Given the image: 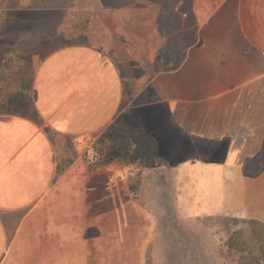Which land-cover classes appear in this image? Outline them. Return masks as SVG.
<instances>
[{
    "label": "crops",
    "instance_id": "0c3cea01",
    "mask_svg": "<svg viewBox=\"0 0 264 264\" xmlns=\"http://www.w3.org/2000/svg\"><path fill=\"white\" fill-rule=\"evenodd\" d=\"M129 1L114 10L130 13L117 27L154 30L145 57L153 61L165 44L164 5L179 13L183 0ZM187 1L192 24L180 13L178 27L194 29V39L175 68L151 78L158 102L128 110L118 58L99 47L34 57L36 117L0 115V264H146L165 221L264 224V0ZM127 36L121 44L139 37ZM151 107H162L153 120L143 112ZM125 112L155 138L158 162L87 171L83 154ZM63 135L77 158L56 175L51 140ZM140 171L146 181L152 172L169 181L167 214L147 192L157 186L138 182Z\"/></svg>",
    "mask_w": 264,
    "mask_h": 264
},
{
    "label": "rangeland",
    "instance_id": "374dc122",
    "mask_svg": "<svg viewBox=\"0 0 264 264\" xmlns=\"http://www.w3.org/2000/svg\"><path fill=\"white\" fill-rule=\"evenodd\" d=\"M129 6L124 0H0V110L3 105L22 89L21 82L32 80L34 75V57L39 59L54 51L60 40L76 37L75 42L89 41L101 47L107 55H113L124 79V103L128 110L151 102H158L151 78L156 72L169 69L178 63L181 56L180 47L174 40L180 39V29L163 33L165 44L160 48L159 62L146 60L149 43L156 42L155 31L148 28H130L120 30L117 23L127 22L130 13H115L117 5ZM173 3L170 5L172 6ZM85 34L78 38L79 32ZM127 39L132 33L138 39L121 44L123 34ZM126 38V37H125ZM150 47V46H149ZM170 48L172 50H170ZM174 48V49H173ZM176 50V51H173ZM157 54V55H158ZM156 55V56H157ZM30 76V77H29ZM32 99V91L30 93ZM26 109V110H25ZM27 111V108L22 111ZM162 111V107L146 108V118L153 120ZM128 117L132 113H126ZM31 117H34L31 113ZM59 150H62L64 138L55 137ZM158 156L151 155L146 160H138L140 169L156 164ZM134 163V162H133ZM142 171V170H141ZM139 181H143L140 177ZM153 182L156 188L148 189L149 196L158 197L161 210L170 199L169 181L164 175L150 173L147 181ZM155 189V190H154ZM153 196V198H154ZM165 228L160 229L159 236L154 238V252L144 254L146 264H260L257 244L253 239L250 227L245 221L210 219L202 225L178 228L171 220L165 221ZM240 232L246 242L248 251H229L226 245L232 232ZM134 254H124V260L134 262Z\"/></svg>",
    "mask_w": 264,
    "mask_h": 264
},
{
    "label": "trees",
    "instance_id": "16d2710c",
    "mask_svg": "<svg viewBox=\"0 0 264 264\" xmlns=\"http://www.w3.org/2000/svg\"><path fill=\"white\" fill-rule=\"evenodd\" d=\"M171 3L166 2L165 9L158 19V27L163 30V33H169L173 30L179 29L182 22L180 21V13L185 15L184 25H191L192 22L188 21V1L183 0L180 7L176 13L172 11ZM187 15V17H186ZM85 34L82 31L79 32L78 38H84ZM181 40H174L176 44H182L183 48L180 47L179 52L182 53L183 50L193 41L194 39V29L184 30L179 34ZM75 36L66 40H60L61 43L57 45L56 49L71 45H92L96 47L93 43L89 41L75 42ZM101 48V47H99ZM55 49V50H56ZM102 49V48H101ZM174 49V48H173ZM170 50H172L170 48ZM176 51V50H173ZM179 58V59H180ZM161 60V53H159L155 61L159 62ZM179 63V60H178ZM177 64H174L169 69L175 68ZM30 77V76H29ZM27 81L21 82V88L16 96L10 98L0 110V115L11 114L23 117H29L34 119L36 117L35 110L33 107V99L30 95L32 91V80L29 78ZM27 108L25 112L22 109ZM26 110V109H25ZM30 113L34 116H29ZM64 138V146L62 150H59L55 137H52V145L56 154V175H61L64 171L74 162L77 158V153L73 146L72 137L63 135L60 136ZM89 153L91 155L89 156ZM151 155L155 157L158 156V146L155 138L147 132L144 124L140 121H134L132 116L121 115L117 117L99 136L92 142L89 151H86L82 158L86 165V169L89 172H93L99 168L109 166L112 164H122L127 165L136 160H146ZM258 164L260 167H264V153L258 159ZM250 227L251 234L254 241L257 244V252L259 256L260 264H264V224L258 221L249 220L246 221ZM229 251L244 252L248 251V246L246 242L241 238L240 232L234 231L229 236L226 243Z\"/></svg>",
    "mask_w": 264,
    "mask_h": 264
}]
</instances>
